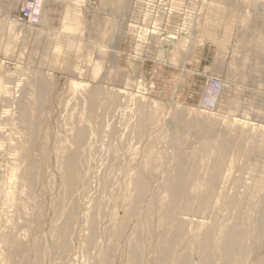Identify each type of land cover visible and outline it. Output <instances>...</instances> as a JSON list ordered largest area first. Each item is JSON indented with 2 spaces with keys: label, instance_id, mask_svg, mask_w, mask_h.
Listing matches in <instances>:
<instances>
[{
  "label": "rangeland",
  "instance_id": "1",
  "mask_svg": "<svg viewBox=\"0 0 264 264\" xmlns=\"http://www.w3.org/2000/svg\"><path fill=\"white\" fill-rule=\"evenodd\" d=\"M27 5L32 15L21 20ZM96 86L103 94L92 112ZM77 114L87 141L68 193L62 159ZM139 118L151 124L146 149L159 163L144 206L133 186L145 150L133 132ZM263 139L264 0H0V264H131L135 243L141 264H159L175 168L199 178L220 142L230 197L236 178L249 183L251 167L264 165ZM222 203L217 217L230 223L235 213ZM193 216L202 225L190 231L213 221ZM250 242L244 264H260L264 228ZM190 246L195 264L202 255Z\"/></svg>",
  "mask_w": 264,
  "mask_h": 264
},
{
  "label": "bare ground",
  "instance_id": "2",
  "mask_svg": "<svg viewBox=\"0 0 264 264\" xmlns=\"http://www.w3.org/2000/svg\"><path fill=\"white\" fill-rule=\"evenodd\" d=\"M121 93L122 91L119 90L116 96L105 102L100 121V129L104 126L103 123L106 122L104 119L112 116L115 108L122 101L123 94ZM102 94L103 92L100 86H96V88L89 91L88 101L92 112L96 109ZM141 107L143 108L144 105L141 104ZM179 113L181 114V112ZM150 120L153 121L154 118L152 117ZM145 121H148L150 124L148 119L139 118L137 121L138 125L136 123L133 125V132L139 141L138 143L143 141L145 145L143 156L134 168L136 178L134 177L133 179V186L136 192L134 202L136 205L141 204L143 206L151 192L153 193L149 189V176L159 171V163L151 156L154 152L146 149L149 145L152 148V141H148L146 137L148 130ZM181 121L184 120L182 119ZM69 130V144L66 147L62 165L65 173L64 181L66 190L68 193H72L78 186L80 177L79 155L87 141V128L82 123L80 115L77 114L71 119ZM167 132L166 134L169 136ZM182 132L180 130V133L172 137L173 142L183 140L185 132ZM169 147L171 148V146ZM259 147L260 149L257 152L264 159V139L260 141ZM222 149L224 150V146L218 142V145L214 148L215 154L212 162L202 159V166L196 172L200 175L199 178L195 177V175L191 176V172L187 167H181L180 165L175 168L174 173L171 175L173 201L172 207H169V213L165 217V220H168L170 224L171 233L162 242V245L157 246L156 258L159 264H194L191 259L192 251L190 250V244H194L195 248L202 255L199 258V262H195V264H244L247 261V257L251 256L252 252L249 249L250 241L254 237V233L264 228V211L259 216L254 214L255 206L260 205V201H264V196L261 194L264 185L262 182L263 177L262 179L260 178L264 165L259 166L257 164L251 167L250 173L252 180L249 183L245 181L246 179L236 178L233 182L234 186L232 185L235 191L232 196L230 195L228 197L225 194L226 192H224L226 191V187L224 188L223 185L228 180L223 182L225 166H223V159L220 158ZM171 152L173 151L171 150ZM174 156L175 154L173 153ZM148 157H150V160H147ZM163 175H165V172L160 173L158 182L164 178ZM220 200H223L222 204L224 206L226 205L228 209L235 213H233V220L230 223H227L228 221L224 223L225 220L222 222L217 217ZM153 201L156 202L155 200ZM194 214L198 218L210 217L213 221L210 224L206 223L205 228L202 230L194 228L193 231H190L188 226L192 223L196 222L198 227L202 225V220H196L193 216ZM129 224L131 223L129 222ZM92 240L93 234L86 237L88 245L92 244ZM66 246L67 243L65 242L63 247L66 248ZM141 254L142 252L138 244L135 243L131 250V264H141ZM258 262L264 264V259H260Z\"/></svg>",
  "mask_w": 264,
  "mask_h": 264
},
{
  "label": "built area",
  "instance_id": "3",
  "mask_svg": "<svg viewBox=\"0 0 264 264\" xmlns=\"http://www.w3.org/2000/svg\"><path fill=\"white\" fill-rule=\"evenodd\" d=\"M32 15V9L29 5H27L24 9V11L21 13L20 15V19L23 20L25 19L26 17H30Z\"/></svg>",
  "mask_w": 264,
  "mask_h": 264
}]
</instances>
